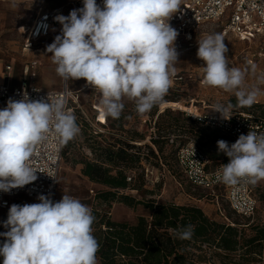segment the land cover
<instances>
[{
  "label": "clouds",
  "instance_id": "obj_1",
  "mask_svg": "<svg viewBox=\"0 0 264 264\" xmlns=\"http://www.w3.org/2000/svg\"><path fill=\"white\" fill-rule=\"evenodd\" d=\"M82 2L83 7L67 16L54 17L61 25L60 34L46 46L67 91L32 100L25 90L21 99L9 98L0 110L2 192L37 180L33 160L50 135L66 145L79 134L76 116L67 109L70 80L84 79L86 86L96 89L103 114L113 119L120 118L125 97L135 102L142 116L161 103L171 87L178 32L169 21L180 10L181 0H102V6L97 0ZM224 41L220 33L198 40L197 57L205 62L203 82L234 93L239 106L251 107L264 95V74L257 76L256 85L248 86V70L229 66ZM232 107L216 105L213 110L229 120ZM217 146L229 158L217 173L218 182L254 185L264 179V133L250 130L231 145L218 140ZM37 199L39 203L10 206L3 221L7 231L0 232L2 264H97L99 243L93 235L92 209L67 194L58 202L44 194ZM193 234L194 226L187 225L177 237L191 240Z\"/></svg>",
  "mask_w": 264,
  "mask_h": 264
},
{
  "label": "rangeland",
  "instance_id": "obj_2",
  "mask_svg": "<svg viewBox=\"0 0 264 264\" xmlns=\"http://www.w3.org/2000/svg\"><path fill=\"white\" fill-rule=\"evenodd\" d=\"M15 4V6H13ZM41 7L46 9L62 7L63 15L67 16L72 9L83 7L82 0H0V70H5L7 65L14 66V73L21 74V69L26 58L23 56V44L27 38L21 27L31 24L38 16ZM224 25L222 23H208L203 25L195 33L194 46L182 53H178V62L175 64V74L171 77V87L163 101L154 106L150 112L144 115L137 114L135 102L124 98V109L119 119H113L105 116L100 107L101 99L99 92L90 86H86L84 79L70 80L69 89L73 92V97L68 104V110L74 112L80 110L81 114L90 124L89 133L98 132L104 134L106 138L118 136L117 138L129 142L136 140L133 144L141 147L142 165L129 170V176L139 178L140 174L145 173L144 190L151 192L144 194L142 191L126 190L125 194H130L137 198L151 199L159 203L174 202L178 205H197L211 219L223 222L229 219L232 223L239 225V228L264 223V179L257 182L255 195L258 200V209L252 219L242 218L236 215L222 191L219 198L213 199L209 195L211 192L205 189H198L190 185L186 177L180 171L177 163V150L180 146L186 144L184 137H191V129H196L205 135V145L216 148L218 140L230 142L224 135L210 130H203L200 126L192 123L188 118L186 110H196L200 113L217 112L214 111L216 105L228 106L231 104L232 110L245 113H251L255 116L264 118V95L258 97L256 103L251 107H241L237 104V98L234 93L225 92L216 87L206 86L203 82L202 67L205 62L197 57L198 40L209 34L220 33L223 35ZM224 36V35H223ZM225 44L228 47L226 56L230 67L247 69L245 83L248 86L257 84V76L264 74V34L256 35L250 41H241L234 34L224 36ZM24 58V59H23ZM252 66H255V73L252 72ZM56 65L49 60L48 72L55 74L58 80L49 81L51 89H60L65 83L57 75ZM264 88V85H261ZM161 115V116H159ZM181 135L179 141L170 144L162 138L168 135ZM79 142H83L85 137L80 128L77 135ZM152 138H159V151L157 146L153 145ZM154 151V155L151 154ZM138 151V149H134ZM90 150L85 146L74 147L71 149L70 158L67 160L62 156L60 172L56 192L53 198L54 202L62 199L64 194L79 199L82 203L99 209L108 208L106 205H98L95 200L97 190L106 187L92 182L88 177L82 174V165L76 164L73 160H81L84 154L89 155ZM150 166L152 173L146 175L144 168ZM32 204L39 203L37 198H29L26 195H20L12 204ZM10 205V206H11ZM8 209H0V232L7 229L3 227V221L7 219ZM148 211L143 206L136 208L129 207L123 203L114 202L110 208L111 218L115 221H134L140 215H147ZM245 225V226H243ZM250 233V232H249ZM4 237L0 236V242ZM244 250H238L230 264H264V252L262 257H254L250 263L241 260V254ZM1 262V260H0ZM218 264L219 261L217 260ZM97 264H100L97 260Z\"/></svg>",
  "mask_w": 264,
  "mask_h": 264
},
{
  "label": "trees",
  "instance_id": "obj_3",
  "mask_svg": "<svg viewBox=\"0 0 264 264\" xmlns=\"http://www.w3.org/2000/svg\"><path fill=\"white\" fill-rule=\"evenodd\" d=\"M73 113L76 116L77 125L83 131L85 140L79 142L76 136L63 145L62 156L68 160L72 148L85 146L90 150L91 155L84 154L81 160H73V162L82 165L81 171L85 177L106 187L97 190L95 200L98 205H106L108 208L92 207V213L95 216L92 225L93 235L99 243L96 258L100 264H218L217 260L221 264H230L234 254L241 249L244 250L240 256L243 262L255 261L252 259L256 258L252 256L262 257L264 223L257 225L249 223L246 224L250 226L249 229L239 228L238 224L232 223L228 218L223 222L211 219L197 205L159 203L155 198L140 199L125 194L124 191L128 189L152 194L143 188L145 173L142 172L137 180L127 173L138 165L139 167L142 165V154L140 153L142 148L133 144L136 140L132 138L129 142H125L117 138L118 136L112 135L107 139L102 133L94 132L95 135L89 133L90 124L80 110L77 109ZM188 118L203 130L219 133ZM191 132L193 133L191 137L200 143L203 151L212 160L213 166L216 167L226 161L227 156L219 152L218 147L212 148L205 145L206 137L202 132L196 129H191ZM171 136L177 135L171 134L162 140L165 139L170 144L179 141L178 139L175 143H171L169 141ZM226 138L230 141L229 145L235 143L234 139ZM158 139L152 138V143L159 151H162ZM214 140L218 141L217 138ZM134 149H138L139 153ZM151 154L154 155L153 150ZM190 185L200 189L191 183ZM114 202L123 203L132 208L143 206L148 214L140 215L131 222L115 221L110 215V208ZM232 211L238 215L233 209ZM187 225L194 226L193 237L191 240H181L177 237V232ZM3 241L4 238L0 245ZM0 260L2 264L3 257H0Z\"/></svg>",
  "mask_w": 264,
  "mask_h": 264
},
{
  "label": "built area",
  "instance_id": "obj_4",
  "mask_svg": "<svg viewBox=\"0 0 264 264\" xmlns=\"http://www.w3.org/2000/svg\"><path fill=\"white\" fill-rule=\"evenodd\" d=\"M97 3L102 6V0H97ZM58 14H60L58 11H41L33 24L27 28L25 46L31 47L33 41L48 36L52 27L58 24L54 20ZM169 23L178 32L175 41L177 53L190 50L195 44L196 31L208 23H222L224 36L234 34L241 41H250L256 35L264 34V0H181L180 10L173 15ZM35 66V62L25 66L24 78L18 86L0 84V110L7 106L9 98L21 99L25 90L32 100L47 99L48 94L54 98L67 91L66 84L60 89H43L37 86L33 82L35 73L32 70ZM6 69L10 70L11 66H7ZM72 97L71 91L68 104ZM186 113L192 120L235 141L241 134L246 135L250 130L258 134L264 133V118L251 113L232 110L229 120L223 119L219 112L200 113L196 110H186ZM180 138V136H171L169 141L175 143ZM184 138L187 142L179 148L177 159L186 179L191 184L211 192L215 199L219 198L216 192L221 190L222 196L238 215L252 219L258 209V200L254 192L257 183L253 185L241 181L236 186H227L218 182L217 173L221 170V165L229 162V158L215 167L195 138ZM62 151L63 145L59 144L54 135H50L48 140L39 146L37 157L33 160V166L38 170L37 180L23 188L12 189L9 193L0 191V209L9 208L12 200L20 195L37 198L44 194L53 198L61 167ZM145 171L149 176L152 168L146 166Z\"/></svg>",
  "mask_w": 264,
  "mask_h": 264
},
{
  "label": "crops",
  "instance_id": "obj_5",
  "mask_svg": "<svg viewBox=\"0 0 264 264\" xmlns=\"http://www.w3.org/2000/svg\"><path fill=\"white\" fill-rule=\"evenodd\" d=\"M43 10H45V11L46 10L58 11L62 15L64 13V10L62 7L48 8V9L41 7L39 12H38V16L41 13V11H43ZM33 22L31 24L24 25L21 27L23 33L26 34V36H28L27 28L29 26H31L33 24ZM60 29H61V25L59 23L56 24L55 26L52 27L48 36L42 37L38 40L33 41V45L31 47L25 46V44L27 42V38H26V40L23 44V47H22V50L24 53L23 56H24V58H26V61L22 65L21 74L20 75L15 74L13 72L14 66L9 64L11 66L10 70L6 69V67L9 65H7L5 67V70H0V84L7 83V84H10L11 86H18L24 78L25 66L31 65L32 63L35 62L36 66L32 70V72L35 73V77L33 78V82L37 86H39L43 89H51L49 81L50 82L56 81V80H58V78L56 77L55 74H51L50 72H48V65H49V60L51 58L50 57L51 53H46V46L53 42L56 35L60 34ZM89 155H91V154L89 153Z\"/></svg>",
  "mask_w": 264,
  "mask_h": 264
}]
</instances>
